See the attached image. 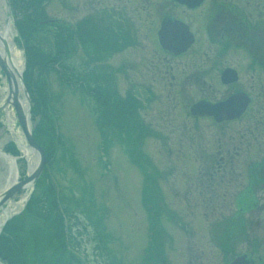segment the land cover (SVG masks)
<instances>
[{
    "label": "flooded vegetation",
    "instance_id": "1",
    "mask_svg": "<svg viewBox=\"0 0 264 264\" xmlns=\"http://www.w3.org/2000/svg\"><path fill=\"white\" fill-rule=\"evenodd\" d=\"M129 3L112 26L116 46L134 48L130 86L122 94L114 83L116 125H128L139 145L148 137L169 145V155L179 143L180 174L191 171L197 181L182 200L209 210L191 218L209 225L201 233L214 246L211 262L264 264V0ZM148 45L151 54L138 63L136 48ZM98 68L93 93L103 99L104 117L106 71ZM160 234L151 261L170 264ZM203 253L189 264L206 260Z\"/></svg>",
    "mask_w": 264,
    "mask_h": 264
},
{
    "label": "rangeland",
    "instance_id": "2",
    "mask_svg": "<svg viewBox=\"0 0 264 264\" xmlns=\"http://www.w3.org/2000/svg\"><path fill=\"white\" fill-rule=\"evenodd\" d=\"M8 4L7 0H0V28L3 25L8 26L14 54L20 57V72L23 77L26 69L25 48L18 39L19 32ZM129 7V0H52L45 7L47 17L58 18L61 22L77 24L90 15L92 22L100 23L93 27V31L99 32L96 41L100 48L98 55L102 53L105 56V65L102 58L100 62L98 58H94L92 49H90L91 59L85 58L81 47L68 62L70 61L71 65L74 64L80 70L83 69L88 75L91 71L98 73V67L104 66L106 84L110 86L112 96L115 92L113 89L116 79L119 92L125 91L131 84L130 65L133 63L134 48L126 49L116 46V39L114 40L113 36L115 30L112 28L113 24H118L114 19L118 18L117 14ZM17 17L24 16L19 13ZM61 22L59 25L63 24ZM39 28L41 29L37 30V37L41 38V43L31 37L27 39V45L31 46L35 43L44 52H50L53 56L55 48L53 38L59 28L58 24L45 23ZM106 42L112 44L111 49H103L102 46ZM27 45L26 48H28ZM136 49L138 63L142 64L146 60V55L151 54L152 48L148 45L138 46ZM176 65L177 63L174 64L175 67ZM35 76L39 81L43 78L42 73L37 75L35 72ZM2 78L7 77L0 68V86L3 85ZM45 87L50 94L45 112L52 118H56V131L63 143L59 147L58 144H53V152L50 156L55 158L51 159L52 162L46 168L44 167L39 177L44 178L48 188L55 190L54 199L59 198L60 204L65 208L69 207L76 216L70 220L71 233L79 242L78 247L83 261L88 264H153L152 243L154 246L158 236L162 237L160 233H163V235L166 234L164 255L170 264H189V259L193 260L194 254L197 255L201 251H204L203 257L206 260L201 259L202 261L195 264H215L210 261L211 251L214 248L212 241L208 234L206 236L201 233L207 231L209 225L203 219L201 225L194 223L191 218L209 215V210L188 206L182 200L185 189L194 188L197 181L191 171L188 174H180L184 164H181L179 159L181 157V153L178 154L179 143L172 144L170 155L169 145L165 150L150 137L139 145L133 131L124 124L122 126L115 124L116 131L113 135L108 128L114 124L104 123L108 132L107 134L105 132L103 136L99 129L97 121L99 113L94 109L96 100L92 92L83 95L74 85L62 89L57 73L53 71L46 77ZM108 95L109 92L105 96ZM20 98H24L23 91ZM28 99L29 101L26 100V102L31 106L30 95ZM108 99L107 97L105 100V114H108L109 110L113 115L115 110L113 98L110 95L112 101ZM2 115L3 111H0V141H2V148L7 150L14 147L12 142L15 144L17 142L7 137L9 127L3 122ZM99 118L106 121L103 115ZM30 120L31 127L34 128L35 123L31 113ZM15 125L24 138L17 118H15ZM116 133L122 138H117ZM108 142L109 144H106ZM64 146L66 157L62 154ZM18 149L20 157L16 158L15 166L19 178H25L28 176L29 161L19 146ZM185 151L191 150L187 147ZM35 155L38 161V155L36 153ZM50 156L47 155L46 160ZM159 167L166 169L165 172L168 173L158 174L155 169ZM5 171L0 160V192L6 182L3 176ZM44 171L50 180L46 179V175L44 177ZM33 187H25L12 198L14 201H21L26 196L25 200L21 201L17 213H11V216L24 211L26 199L31 192L33 193ZM7 204L8 202L4 206ZM4 206L0 208V213ZM178 217H185L183 220L186 227L178 223L183 222ZM26 220L27 223L32 224L30 217L27 216ZM190 225L191 229H189ZM189 231L192 232L191 235L188 234ZM99 240L104 246V257H101L99 249L95 248L96 243L100 244Z\"/></svg>",
    "mask_w": 264,
    "mask_h": 264
},
{
    "label": "trees",
    "instance_id": "3",
    "mask_svg": "<svg viewBox=\"0 0 264 264\" xmlns=\"http://www.w3.org/2000/svg\"><path fill=\"white\" fill-rule=\"evenodd\" d=\"M52 0H9L12 14L14 16L15 26L19 32L18 39L25 48L26 54V69L23 73L25 85L29 91L33 109H31L32 119L35 123L33 128V136L35 140L44 148L47 155L53 152V144L62 146L63 140L56 131V118H52L45 108L49 104V90L45 87V80L49 72L57 73L62 89L76 86V89L83 95L92 92L96 100L94 109L98 110L99 117L102 116V100L98 93H93L98 89L97 72H90V75L85 74L84 70H80L74 64L71 65L69 58L76 53L81 47L85 58L90 57L91 50L94 58H99L97 37L99 32L95 33L93 27L97 22H92L90 15L79 21L77 24L70 25L64 21L46 22L50 19L45 15V7ZM21 13L24 17L18 18ZM28 16V17H27ZM59 22L63 23L59 25ZM58 24L57 33L53 38L54 52H44L39 45L33 43L27 45V39H36L41 43V38L37 37V32L43 24ZM87 26L89 27L87 29ZM38 30V31H37ZM36 33V34H35ZM26 45L28 48H26ZM103 49H111L112 44L105 43ZM90 70V68H89ZM35 72L42 73V80H38ZM39 81V82H38ZM110 84V83H109ZM105 95L110 99V86H107ZM109 88V91H108ZM106 97V98H107ZM107 100V99H106ZM115 106V105H114ZM47 109V108H46ZM106 109V107H105ZM108 114H104L106 125L114 124L109 127L111 133L115 135V115L108 110ZM128 112V109H121L122 116ZM43 113V114H42ZM38 116V121L37 120ZM97 117L101 134L108 132L103 124V119ZM110 126V125H109ZM105 128V131H104ZM102 136V137H103ZM117 138H122L118 136ZM116 136H113L116 138ZM65 142V140H64ZM14 147L8 148L7 151L13 154H18V150ZM106 144H109L106 143ZM56 151V149L54 148ZM65 146L62 150L63 157L65 156ZM54 157L47 158L46 163L49 165L54 160ZM47 167V166H46ZM45 167V168H46ZM44 177L49 179V176L44 171ZM53 185V184H52ZM46 185V181L41 176L38 178L33 193L31 194L24 211L13 216L3 227L0 233V258L4 259L8 264H86L81 256V251L78 247V240L72 236L70 220L76 217L68 207L65 208L64 215L59 210L58 202L54 199L55 190H51ZM53 188V186H51ZM54 213V214H53ZM30 217L32 224L27 223L26 217ZM95 241V238H93ZM100 244L96 243L95 248L99 249V255L105 256L104 246L101 240ZM88 264V263H87Z\"/></svg>",
    "mask_w": 264,
    "mask_h": 264
},
{
    "label": "bare ground",
    "instance_id": "4",
    "mask_svg": "<svg viewBox=\"0 0 264 264\" xmlns=\"http://www.w3.org/2000/svg\"><path fill=\"white\" fill-rule=\"evenodd\" d=\"M13 50L14 49L12 45V39L8 31V26L3 25L0 28V56L5 60L8 68L15 74L17 78L18 72L21 71L20 57L18 56V54H14ZM1 81L3 85L0 86V105H2L4 101H6V99L8 98V93H7L8 80L7 78H2ZM17 81L19 83V88L21 89V85H20L18 78H17ZM6 89L7 91L5 92ZM22 105L26 110V104L24 100L22 102ZM15 114L16 113L12 105L11 104L7 105L3 109V115H2L3 122L5 123V125H7V127H9V136L7 137L13 138L17 142L22 153L28 159L29 161L28 174H31L36 166L37 158H36L34 151L30 149L29 146L27 145L25 138H23V135H21L19 131H17L16 129V125H15L16 115ZM0 160H1L2 165L6 169V171L3 174V176L5 177V181H6L3 186V189H4V188H7L9 185L14 183L18 179V173H17L18 170L16 169V166H15L16 159L10 156L9 154H6L2 150V141H0ZM29 186L30 184H27L26 188ZM25 198L26 196L23 197L22 198L23 200L21 201H24ZM21 201L11 200L8 202L6 206H4L3 211L0 213V228L2 224L4 223L5 219L7 218V216H9V214L18 211L19 207L21 206L20 205Z\"/></svg>",
    "mask_w": 264,
    "mask_h": 264
},
{
    "label": "water",
    "instance_id": "5",
    "mask_svg": "<svg viewBox=\"0 0 264 264\" xmlns=\"http://www.w3.org/2000/svg\"><path fill=\"white\" fill-rule=\"evenodd\" d=\"M0 68L6 75L9 85L8 98L6 99V101H4L2 105H0V111H3V109L9 104L13 106L17 114V121L24 134V138L27 145L38 155L37 164L31 174H28V176L23 179H17L14 183L9 185L7 188H4L0 192V208H1L4 206V204L10 201L17 192L24 189L27 186V184H30V186H34L36 180L38 179L44 168L46 156L44 149L33 138L31 120H30L31 106L29 103L26 102V100L29 101L28 91L23 82V77L21 75V72H18V77H17L21 85V89H20L15 74L8 68L5 60L1 56H0ZM21 91H23L24 93L23 99L20 98ZM23 100L25 101L26 104V110L22 105ZM243 109H244V105L243 107L239 108V110L233 116L234 117L239 116V114L242 112ZM13 158L16 159L17 157H13ZM0 264H7V263L0 258Z\"/></svg>",
    "mask_w": 264,
    "mask_h": 264
}]
</instances>
